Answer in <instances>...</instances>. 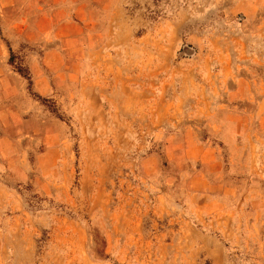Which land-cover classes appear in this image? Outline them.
<instances>
[{
	"label": "rangeland",
	"instance_id": "374dc122",
	"mask_svg": "<svg viewBox=\"0 0 264 264\" xmlns=\"http://www.w3.org/2000/svg\"><path fill=\"white\" fill-rule=\"evenodd\" d=\"M22 104L0 264H264V0H0Z\"/></svg>",
	"mask_w": 264,
	"mask_h": 264
},
{
	"label": "crops",
	"instance_id": "0c3cea01",
	"mask_svg": "<svg viewBox=\"0 0 264 264\" xmlns=\"http://www.w3.org/2000/svg\"><path fill=\"white\" fill-rule=\"evenodd\" d=\"M38 79L40 78H36V80ZM40 83L38 84L37 81L34 83L35 89L38 94L44 95L48 92V89L40 86ZM3 94V98L6 100L12 99L15 96V93H12L11 89L8 90L6 94ZM24 98L25 96L20 83V100ZM26 107L25 104L20 105L19 109L5 105L0 107V167L2 170H10L11 174H13L18 180L23 179L21 177L22 173L20 167H23V160L20 156H16L18 153V141H20L19 137L21 135H31L41 127L34 112L30 114L29 109ZM46 133L45 130L42 138L44 143H47L48 140L46 139L48 135ZM0 203L2 205L11 203L20 206V203H17L15 197L10 193L8 188L4 189L1 185Z\"/></svg>",
	"mask_w": 264,
	"mask_h": 264
}]
</instances>
